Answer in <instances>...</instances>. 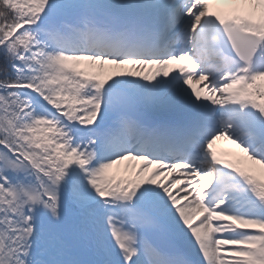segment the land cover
<instances>
[{"label": "snow or ice", "instance_id": "obj_1", "mask_svg": "<svg viewBox=\"0 0 264 264\" xmlns=\"http://www.w3.org/2000/svg\"><path fill=\"white\" fill-rule=\"evenodd\" d=\"M0 264H264V0H0Z\"/></svg>", "mask_w": 264, "mask_h": 264}, {"label": "bare ground", "instance_id": "obj_2", "mask_svg": "<svg viewBox=\"0 0 264 264\" xmlns=\"http://www.w3.org/2000/svg\"><path fill=\"white\" fill-rule=\"evenodd\" d=\"M230 144L228 141H225V142H221V141H218L217 144L214 146L215 147V150L218 152V153H224L226 154V157L225 158H228V159H236L239 155H242L239 153V149H237L234 145V147H230Z\"/></svg>", "mask_w": 264, "mask_h": 264}, {"label": "rangeland", "instance_id": "obj_3", "mask_svg": "<svg viewBox=\"0 0 264 264\" xmlns=\"http://www.w3.org/2000/svg\"><path fill=\"white\" fill-rule=\"evenodd\" d=\"M222 143L225 141H221ZM230 147H234V145H230ZM128 162H125V164H127ZM125 164H121L116 166L115 168H113L111 170V174L112 175H116L118 178H130L131 177V173L130 172H126L125 171ZM258 168V166H256Z\"/></svg>", "mask_w": 264, "mask_h": 264}]
</instances>
